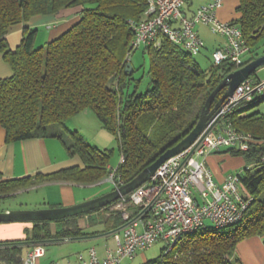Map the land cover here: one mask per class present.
Masks as SVG:
<instances>
[{
  "label": "trees",
  "instance_id": "1",
  "mask_svg": "<svg viewBox=\"0 0 264 264\" xmlns=\"http://www.w3.org/2000/svg\"><path fill=\"white\" fill-rule=\"evenodd\" d=\"M75 6L83 7L80 19L58 37L37 45L38 28L26 26L20 44L10 48L6 35L14 26L35 15ZM147 7L148 0H0V53L13 70L12 75L0 78V126L6 131V142L62 138L58 127L64 128L72 138L70 144L64 142L68 155L81 160V164L46 173L0 177V209L6 197L46 182L94 184L114 169L119 185L129 182L195 127L212 91L240 68L223 61L206 70L195 55L164 37L158 48L143 47L149 55L151 87L129 92L135 68L127 72L124 60L134 36L131 21L144 19ZM238 11L241 16L234 22L250 46L245 65L264 54L258 52L264 36V0H240ZM255 73L249 78L261 83L255 81ZM225 91L223 87L217 92L211 107ZM263 99V93L254 92L222 120L253 136L247 150L223 148L246 162L240 177L253 200L243 218L231 226L208 224L185 234L171 250L166 252L164 247L159 257L143 264H243L236 252L239 242L264 237V113L249 112ZM86 109L117 135L124 161L116 168L110 165L108 151L66 127L70 117ZM54 125L56 129L51 128ZM103 208L60 220L31 221L25 238L0 241V264H22L26 248L37 244L47 246L91 234L80 218ZM110 216H116L113 228L123 223L120 216Z\"/></svg>",
  "mask_w": 264,
  "mask_h": 264
},
{
  "label": "built area",
  "instance_id": "2",
  "mask_svg": "<svg viewBox=\"0 0 264 264\" xmlns=\"http://www.w3.org/2000/svg\"><path fill=\"white\" fill-rule=\"evenodd\" d=\"M224 1L210 0L187 15L184 7L188 0H148L145 18L131 21L134 36L124 63L131 62L134 50L160 47L164 37L198 55L205 48L198 30L199 24H204L225 39L211 52L213 63L229 61L241 67L250 46L237 23L218 17L217 10ZM254 92L264 93V82L254 83L248 78L222 108L217 123H211L194 144L164 161L143 185L111 203L110 214L119 213L123 221L112 231L115 248H107L100 257L91 247L88 257L78 253L68 264H123L125 259L135 258L138 250H146L159 240L167 242L168 252L183 235L208 222L220 228L238 223L253 197L244 191L240 171L228 173L219 183L206 158L227 147L249 148L252 134L237 130L230 122L223 124L222 120L240 100H250ZM108 180L119 186L115 169ZM45 254V246L37 244L27 252L23 264H37Z\"/></svg>",
  "mask_w": 264,
  "mask_h": 264
},
{
  "label": "crops",
  "instance_id": "3",
  "mask_svg": "<svg viewBox=\"0 0 264 264\" xmlns=\"http://www.w3.org/2000/svg\"><path fill=\"white\" fill-rule=\"evenodd\" d=\"M209 1L210 0H188L184 10L187 15H192L199 5L206 4ZM239 5L240 0H225L222 6L217 10L218 17L223 20H237L241 16V12L238 11ZM82 9V6H75L64 8L56 14L35 15L29 20L14 26L6 35L10 48L15 49L17 45L20 44L26 26L29 28H38L39 31L36 40L37 45H42L44 42L58 37L80 19ZM224 42L225 40L220 42L217 41L216 44H213L214 49ZM205 45H207V43H205ZM12 73L13 70L10 64L4 59L3 54L0 53V78L8 77L12 75ZM66 131L67 130L64 128H58V133L62 135V138H59L58 136L28 138L8 143L6 142V131L0 126L1 179L34 175L38 172L46 173L57 170L61 167L81 164L79 157H70L68 155L64 142L68 145L72 142V139L67 137ZM223 150L224 149L216 151L208 155L206 158L208 166L213 171L214 177L219 183L224 181L228 173L232 171H240L246 166V162L242 156H233ZM71 183L73 182H46L25 190H20L16 192V194L34 191L40 188H48L53 185L61 186ZM16 194L14 196H16ZM50 207H55V205ZM17 208L24 207L21 206ZM105 224L107 225V233L103 235L110 236L113 229H115L113 228V222H105ZM32 226V222L26 221L0 222V241L25 238L26 230L31 229ZM82 226L84 227V225ZM86 232L91 234L79 239H69L51 243L57 246V251H52V256L49 259L46 257L47 246H45L46 254L38 259L37 264H68L69 261L74 260L77 257L78 253H83L88 257L89 249L91 247H95L98 255L103 257L106 254L107 248L116 247V242L114 245L105 242L102 244L101 240H99V236L103 235L97 234L98 232ZM111 236H113V234ZM32 248L33 247L27 248V250L24 251V257ZM260 264H264V262H261Z\"/></svg>",
  "mask_w": 264,
  "mask_h": 264
},
{
  "label": "rangeland",
  "instance_id": "4",
  "mask_svg": "<svg viewBox=\"0 0 264 264\" xmlns=\"http://www.w3.org/2000/svg\"><path fill=\"white\" fill-rule=\"evenodd\" d=\"M201 25V26H200ZM202 39L207 43L205 49L194 58L201 66L208 70L213 65L211 59V52L214 49L216 42L224 41L222 36L211 32L208 25L199 24L198 27ZM258 52H264V36L262 37ZM248 57V56H247ZM246 57V58H247ZM131 63L135 68L133 79L129 85V92H133L135 89L138 92H144L151 87V76L149 74L150 61L147 52H143V47L135 50L131 56ZM255 81L259 80L261 83L264 82V66L258 68L255 75L253 76ZM264 94V93H263ZM261 112L264 113V99L258 104L254 105L249 112ZM66 126L69 130H77L83 135L92 145L106 150L110 153V165L112 168H116L121 161V152L119 150V141L117 135L105 128L102 125L99 117L90 109H86L75 116L70 117L66 121ZM57 125L52 126V129H56ZM59 128V127H58ZM67 137L70 139L71 136L66 131ZM113 188L112 181L106 178L104 181H100L94 184H64V185H53L48 188H40L38 190L21 192L16 196H8L1 204L2 208L15 209L17 207L26 208H47L52 205L62 207L68 206L82 201H86L97 196H100L106 192L111 191ZM109 204L106 209L105 207L99 210L93 215L83 216L80 218V224L84 225L86 231H96L97 234L103 235L107 233V225L105 222L115 221L116 216H110ZM38 206V207H37ZM114 214V213H112ZM114 215H119L115 213ZM114 218V219H111ZM28 222V221H26ZM212 224L211 222H208ZM57 225V224H56ZM55 224L52 226L55 228ZM60 224H58L59 227ZM112 234L99 236L101 243L114 245L115 241ZM167 242L159 240L146 250H138L137 255L133 259H125L123 264H143L148 259L157 258L162 254V249L166 247ZM57 246L54 244L47 245V259L51 258V252L55 251ZM64 249V248H62ZM27 250V248H26ZM25 250V251H26ZM57 251V250H56ZM237 256L240 258L243 264H260L264 262V237L256 235L250 238L244 239L239 242L237 246Z\"/></svg>",
  "mask_w": 264,
  "mask_h": 264
},
{
  "label": "water",
  "instance_id": "5",
  "mask_svg": "<svg viewBox=\"0 0 264 264\" xmlns=\"http://www.w3.org/2000/svg\"><path fill=\"white\" fill-rule=\"evenodd\" d=\"M264 66V54L256 57L247 64L232 71L226 75L223 81L212 91L210 94L206 106L203 109L201 116L195 125V127L176 145L168 148L163 152L153 163L142 170L136 177L127 183H123L116 186L109 192H106L95 198L82 201L80 203L62 206V207H47V208H17V209H0V222H12V221H37V220H60L68 217H73L81 213H85L96 208H103L113 203L114 201L129 194L136 188L143 185L150 180L152 175L155 174L157 168L170 157L181 153L185 149L189 148L199 138V136L205 131V129L212 123L214 125L218 121V115L222 108L228 103L231 97H233L236 89L253 75L258 68ZM125 70L129 73L133 70L131 62L126 64ZM226 87V91L219 99L214 107L211 104L217 94V92Z\"/></svg>",
  "mask_w": 264,
  "mask_h": 264
}]
</instances>
